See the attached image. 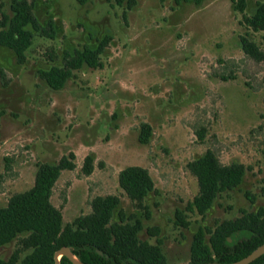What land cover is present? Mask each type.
<instances>
[{
    "label": "rangeland",
    "instance_id": "374dc122",
    "mask_svg": "<svg viewBox=\"0 0 264 264\" xmlns=\"http://www.w3.org/2000/svg\"><path fill=\"white\" fill-rule=\"evenodd\" d=\"M33 1L42 23L55 20L57 34L37 35L24 63L0 45V206L34 184L40 162L74 153L76 167L62 171L52 194L63 222L90 212L95 196L116 194L114 220L120 210L138 216L140 238L160 239L174 264L189 261L198 229L208 240L217 223L264 206V60L240 42L249 33L264 49V31L243 19L264 0H247L244 12L234 0H136L132 8L116 0ZM3 11L11 12L10 0H0ZM105 35L111 39L102 68L75 70L61 89L40 77V69L62 65L65 50L96 46ZM144 122L151 125L147 143L139 139ZM208 149L248 171L200 214L186 209L199 190L187 164ZM87 155L94 159L90 174L82 170ZM128 165L147 168L154 179L144 207L119 184ZM178 209L188 227L177 221ZM154 227L158 234L149 231ZM19 247L16 238L0 246V256Z\"/></svg>",
    "mask_w": 264,
    "mask_h": 264
},
{
    "label": "trees",
    "instance_id": "16d2710c",
    "mask_svg": "<svg viewBox=\"0 0 264 264\" xmlns=\"http://www.w3.org/2000/svg\"><path fill=\"white\" fill-rule=\"evenodd\" d=\"M125 1L128 8L136 4V0H116L119 5ZM234 2L237 10L245 11L247 0ZM10 10V13L3 11L0 14V45L12 49L18 62L24 63L27 50L37 35L56 37V22L51 17L42 23L35 13L33 0H10ZM243 19L249 28L264 31V2L258 1L255 12L244 14ZM110 39V35H105L96 46L85 45L65 50L62 65L40 69V77L51 88L61 89L75 70L86 66L102 68L101 55ZM240 42L247 55L257 61L264 60V49L249 33L241 35ZM51 57L56 59L57 56ZM230 77L223 76L224 79ZM4 113L0 110V120ZM150 135L151 125L142 123L140 141L147 143ZM74 158V153H70L69 156H62L57 163L40 162L34 184L25 191L14 193L5 206H0V246L16 238H20L21 244L9 258L0 256V264H55V252L65 245L70 246L73 253L88 264H174L168 260L160 239L157 243H151L140 238L144 226L138 216H127L120 210L118 220H114L115 211L121 202L116 194L95 196L91 201L90 212L78 215L72 222H63L62 210L52 202V194L62 171L76 167ZM187 166L196 176L199 190L187 203L186 209L197 210L200 214H205L222 192L237 188L248 171V166L243 162L223 163L212 149L188 162ZM93 168L94 159L87 155L82 170L90 174ZM119 184L139 207H144L145 197L155 189L152 175L141 165L123 168L119 173ZM247 195L255 200L250 193ZM176 218L183 226H189L182 210L176 211ZM149 231L158 234L160 229L154 227L153 230L149 228ZM208 232V240L205 230L198 229L195 232L191 257L184 264L233 262L251 253L264 243V206L255 211L243 210L240 216L223 220ZM24 250L29 251L21 257ZM60 264L74 263L63 255ZM249 264H264V254Z\"/></svg>",
    "mask_w": 264,
    "mask_h": 264
},
{
    "label": "water",
    "instance_id": "95a60500",
    "mask_svg": "<svg viewBox=\"0 0 264 264\" xmlns=\"http://www.w3.org/2000/svg\"><path fill=\"white\" fill-rule=\"evenodd\" d=\"M262 254H264V243L258 246L256 249H254L251 253L246 255L245 257L233 261V262H225V263H220V262H204L201 264H249L258 257H260ZM67 256L72 260L74 264H88L81 259H79L72 251V248L70 246H62L55 252V264H60L61 256Z\"/></svg>",
    "mask_w": 264,
    "mask_h": 264
}]
</instances>
